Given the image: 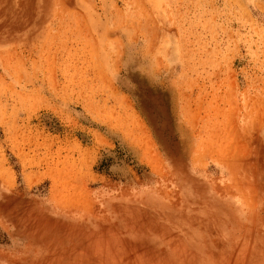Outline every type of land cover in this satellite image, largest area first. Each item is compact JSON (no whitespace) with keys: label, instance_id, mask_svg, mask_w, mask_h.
Wrapping results in <instances>:
<instances>
[{"label":"rangeland","instance_id":"374dc122","mask_svg":"<svg viewBox=\"0 0 264 264\" xmlns=\"http://www.w3.org/2000/svg\"><path fill=\"white\" fill-rule=\"evenodd\" d=\"M0 264H264V0H0Z\"/></svg>","mask_w":264,"mask_h":264}]
</instances>
